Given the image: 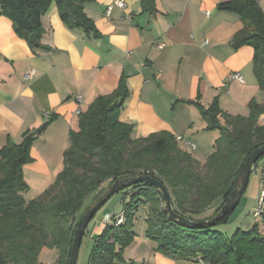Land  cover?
I'll return each instance as SVG.
<instances>
[{"label": "crops", "instance_id": "obj_1", "mask_svg": "<svg viewBox=\"0 0 264 264\" xmlns=\"http://www.w3.org/2000/svg\"><path fill=\"white\" fill-rule=\"evenodd\" d=\"M115 1H123L126 9H114L106 18V7ZM227 1L154 0L156 13L149 14L141 9L140 0H90L83 12L93 24L91 32L67 28L52 2L41 17L43 34L34 49L0 15V150L8 143L20 144L25 132L46 125L31 144V162L23 166L29 187L25 201L39 196L63 170L69 134L78 129L77 110L85 112L98 96L115 91L121 79L128 97L119 120L132 127L131 137L159 132L179 136L183 141L177 142L178 147L205 164L219 132L206 129L200 107L206 109L216 101L223 114L247 117L250 101L264 105V93L253 75L252 48L233 44L243 22L217 7ZM258 5L264 14V0ZM160 43L163 47L157 49ZM30 70L34 75L26 81L23 76ZM233 73L240 74L243 83L227 82ZM252 174L260 176L258 190L249 187L246 198L247 203L255 199L249 207L253 216L262 198L264 165H255ZM110 199L87 225V245L101 235L104 218L116 217L117 208L124 209L128 202L126 192ZM242 199L243 195L239 204ZM138 209L147 214L146 206ZM259 233L264 236L263 225ZM130 247L133 264H138L135 259L146 264L150 258L155 264H198L157 253L156 244L144 234L134 237ZM58 258L55 249L39 255L41 264H57Z\"/></svg>", "mask_w": 264, "mask_h": 264}, {"label": "trees", "instance_id": "obj_2", "mask_svg": "<svg viewBox=\"0 0 264 264\" xmlns=\"http://www.w3.org/2000/svg\"><path fill=\"white\" fill-rule=\"evenodd\" d=\"M89 1L0 0V15L7 17L17 36L34 49L43 34L41 17L52 2L67 28L93 31L91 20L83 12V5ZM140 5L144 12L156 13L154 0H140ZM217 7L241 18L243 29L233 44L235 48H252L253 75L264 93V14L258 0H229ZM127 97L125 80L121 79L115 91L98 96L78 115V129L70 132V146L63 155V170L52 185L30 201L24 199L29 187L22 170L31 162L33 140L46 125L25 132L20 144L8 143L0 150V258L6 264H41L40 253L50 249L59 253L57 264H68L86 199L93 203L116 179L147 172H155L154 177L167 187L177 214L189 220L211 219L237 187L236 178L246 157L264 145V125L258 124L264 105L254 100L248 105L247 117L223 114L216 101L206 109L200 107L206 129L219 132L213 153L200 164L181 150L169 133L133 139L132 127L119 120ZM103 184L105 188L99 191ZM122 192L128 196L123 209L125 222L105 225L88 264H128L123 261L122 249L134 239L132 215L140 205L147 206L146 238L155 241L156 252L167 258L201 259L206 264H264V237L258 225L246 232L237 229L230 239L214 230L216 225L227 223L235 210L214 227L197 230L169 220L155 188L139 183ZM260 217L264 226V210Z\"/></svg>", "mask_w": 264, "mask_h": 264}, {"label": "water", "instance_id": "obj_3", "mask_svg": "<svg viewBox=\"0 0 264 264\" xmlns=\"http://www.w3.org/2000/svg\"><path fill=\"white\" fill-rule=\"evenodd\" d=\"M262 156H264V145L253 150L246 157L236 178V182L238 183L237 187L233 188L232 192L230 193L229 197L227 198L226 202L221 207L219 212L213 218L208 220H189L177 214L173 209L172 199L167 187L153 176L139 174L123 179H116L106 187L105 191L101 193L89 207L86 208L85 212L79 219L73 235L68 264H76L83 232L89 222L93 219L95 214L111 197L135 184H146L160 192V196L164 204L163 210L169 220L197 230L214 227L221 218L232 213L235 210V208L239 204L244 190L247 187L248 180L255 162ZM0 264L6 263L0 258Z\"/></svg>", "mask_w": 264, "mask_h": 264}, {"label": "rangeland", "instance_id": "obj_4", "mask_svg": "<svg viewBox=\"0 0 264 264\" xmlns=\"http://www.w3.org/2000/svg\"><path fill=\"white\" fill-rule=\"evenodd\" d=\"M248 115H249V112H248ZM259 123L262 124V125L264 124V116L262 118H260V120L258 119V124ZM257 164H260V167H262L264 165V158L260 159L257 162ZM258 177H260V176L256 177L254 174H252L250 176L249 181H248V186H247V188H246V190H245V192L243 194V199H242L241 203L238 204V206L235 208V211L231 215L229 221L227 223L216 225L214 227V230L220 232L221 234H223L225 236V238L230 239L234 235V233L236 232L237 229H240L241 231L246 232V231L251 230L252 227L255 224L258 225V226L262 225L261 217L260 218L259 217H257V218L255 217L254 218L251 215V213H250V209L251 208H249V207L252 205L253 202H255L254 201L255 199L254 198L250 199V201L248 203H247V199H246L247 196H248L247 194H248V188L249 187H251L252 189L253 188L257 189L258 188V182H259V179H260ZM104 188H105V184H103L98 190L101 191ZM249 190H250V188H249ZM122 191H124V190H122ZM116 196H117V194L114 195L112 198H116ZM91 203H92L91 199H86V201L84 202L80 213L84 209L86 210V208L89 205H91ZM259 206H260L261 210H264V204L262 202L259 204ZM85 210H84V212H85ZM122 212H123V206L122 207H118L117 210H116V213H118L117 215L121 214ZM125 217L126 218L128 217L127 213H126ZM89 224L91 225V222ZM145 231H146V214H145V211L143 209H140V210L137 209L136 211H134V214L132 215L133 237H137L138 235H142V234H144V236H145ZM86 236H87V234L82 237L76 264H88L89 263V258H90L91 252L93 250L94 244L96 242V239L94 238L91 241V243L89 245H87ZM149 240L154 242L156 244V246H157V243L155 241H153L151 239H149ZM131 244L127 245L126 247H124L122 249V254H121L122 257H123L124 252L127 251L126 257H125L126 260L123 259V261L125 263H128V264L133 263L132 261H134L131 258V254H132V247H130ZM135 260L138 261V262L135 261L136 263L142 264V260H139V259H135ZM146 264H155V262H154L153 258H150V261H148Z\"/></svg>", "mask_w": 264, "mask_h": 264}, {"label": "built area", "instance_id": "obj_5", "mask_svg": "<svg viewBox=\"0 0 264 264\" xmlns=\"http://www.w3.org/2000/svg\"><path fill=\"white\" fill-rule=\"evenodd\" d=\"M114 9H117V10H120V11H124L126 9V4L123 1H115L112 4L108 5L106 7L105 11H104L105 17L108 18L111 15V13H112V11ZM162 47H163V44H161V43L156 45L157 49H161ZM33 75H34L33 70H30L28 73L24 74V76H23L24 80H26V81L30 80L33 77ZM232 81H237V82L243 83V78L238 73L229 74L227 76V82H232ZM77 101L81 102V98H77ZM76 113H77V115H79L81 112L79 110H77ZM175 140L177 142L183 141L182 138L179 137V136H177L175 138ZM184 144L187 145V146H190L191 148H194V145L189 143V142H184ZM146 175H150V176L154 177L155 176V172H147ZM261 196H262V198H261L259 204L262 202V199L264 197V192L263 191L261 192ZM259 204L252 211V214H253L254 217H259L261 215L262 210H261ZM124 222H125V219H124L123 212L121 214L117 215L114 218L106 216L104 218V220H103V224H105V225L110 224V225H114V226H120V225L124 224ZM197 261H198V264H206L201 259H198Z\"/></svg>", "mask_w": 264, "mask_h": 264}]
</instances>
